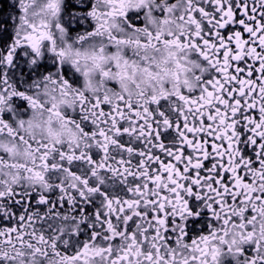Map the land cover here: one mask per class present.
<instances>
[{
    "label": "snow or ice",
    "instance_id": "1",
    "mask_svg": "<svg viewBox=\"0 0 264 264\" xmlns=\"http://www.w3.org/2000/svg\"><path fill=\"white\" fill-rule=\"evenodd\" d=\"M11 8L0 264H264V0Z\"/></svg>",
    "mask_w": 264,
    "mask_h": 264
},
{
    "label": "flooded vegetation",
    "instance_id": "2",
    "mask_svg": "<svg viewBox=\"0 0 264 264\" xmlns=\"http://www.w3.org/2000/svg\"><path fill=\"white\" fill-rule=\"evenodd\" d=\"M13 4V0H0V9H4L8 12L12 11L11 5ZM24 72L27 74L28 69L24 67Z\"/></svg>",
    "mask_w": 264,
    "mask_h": 264
}]
</instances>
